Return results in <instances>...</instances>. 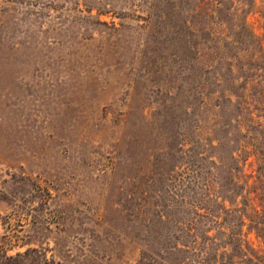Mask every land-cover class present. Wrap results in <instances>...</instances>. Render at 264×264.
<instances>
[{
    "label": "rangeland",
    "instance_id": "rangeland-1",
    "mask_svg": "<svg viewBox=\"0 0 264 264\" xmlns=\"http://www.w3.org/2000/svg\"><path fill=\"white\" fill-rule=\"evenodd\" d=\"M0 264H264V0H0Z\"/></svg>",
    "mask_w": 264,
    "mask_h": 264
}]
</instances>
